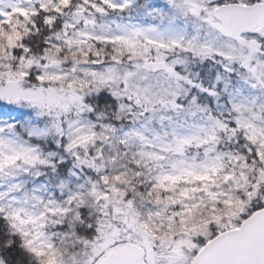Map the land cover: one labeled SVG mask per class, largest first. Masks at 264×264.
<instances>
[{
  "label": "snow or ice",
  "instance_id": "6c2138e0",
  "mask_svg": "<svg viewBox=\"0 0 264 264\" xmlns=\"http://www.w3.org/2000/svg\"><path fill=\"white\" fill-rule=\"evenodd\" d=\"M0 264H264V0H0Z\"/></svg>",
  "mask_w": 264,
  "mask_h": 264
}]
</instances>
